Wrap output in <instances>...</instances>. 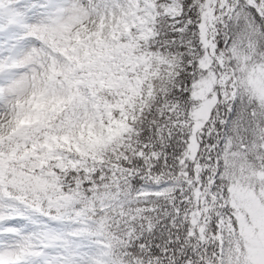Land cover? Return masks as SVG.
<instances>
[{
	"label": "snow or ice",
	"instance_id": "1",
	"mask_svg": "<svg viewBox=\"0 0 264 264\" xmlns=\"http://www.w3.org/2000/svg\"><path fill=\"white\" fill-rule=\"evenodd\" d=\"M0 264H264V0H0Z\"/></svg>",
	"mask_w": 264,
	"mask_h": 264
}]
</instances>
